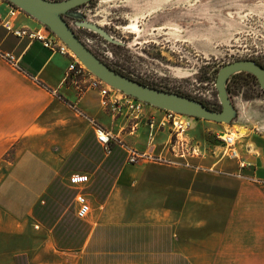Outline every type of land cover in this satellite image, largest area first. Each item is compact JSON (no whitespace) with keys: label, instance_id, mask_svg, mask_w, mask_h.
<instances>
[{"label":"crops","instance_id":"crops-1","mask_svg":"<svg viewBox=\"0 0 264 264\" xmlns=\"http://www.w3.org/2000/svg\"><path fill=\"white\" fill-rule=\"evenodd\" d=\"M11 23L43 26L23 11ZM0 50L18 62L0 59V264H264V137L238 138L253 164L245 178L211 155L208 172L196 158L189 166L153 161L173 159L164 110L144 104L139 119L114 111L92 74L68 78V56L1 25ZM188 119V150H210L226 132ZM96 125L112 134L108 151ZM124 145L145 157L130 164ZM73 173L89 176L85 220L75 213Z\"/></svg>","mask_w":264,"mask_h":264},{"label":"rangeland","instance_id":"rangeland-1","mask_svg":"<svg viewBox=\"0 0 264 264\" xmlns=\"http://www.w3.org/2000/svg\"><path fill=\"white\" fill-rule=\"evenodd\" d=\"M77 12L126 43L109 45L67 18L103 62L134 67L127 74L131 78L198 99L215 111L221 110L215 81L222 66L241 59L264 64V0H93ZM231 89L237 117L223 125L226 132L264 137V94L258 82L235 77ZM211 142L219 150L216 138ZM197 161L204 168L199 170L208 172L211 161ZM228 162L234 161L223 159L219 165Z\"/></svg>","mask_w":264,"mask_h":264},{"label":"water","instance_id":"water-1","mask_svg":"<svg viewBox=\"0 0 264 264\" xmlns=\"http://www.w3.org/2000/svg\"><path fill=\"white\" fill-rule=\"evenodd\" d=\"M45 26L64 43L80 63L97 79L138 101L155 108L171 111L189 118L202 119L230 125L237 117V110L228 94V79L237 73L254 76L264 93V68L251 59H241L222 66L216 77L215 88L221 106L220 111L208 109L190 97L159 90L137 82L110 68L99 59L76 35L67 18L73 19L79 28L88 29L104 40L120 44L100 26L88 21L77 9L92 0H6Z\"/></svg>","mask_w":264,"mask_h":264},{"label":"built area","instance_id":"built-area-1","mask_svg":"<svg viewBox=\"0 0 264 264\" xmlns=\"http://www.w3.org/2000/svg\"><path fill=\"white\" fill-rule=\"evenodd\" d=\"M21 12L20 9L11 5L9 3V14L7 18H2L0 15V25L10 34L19 38L27 39L29 41H37L42 44L43 47L50 50L52 53H60L66 55L70 58L71 63L67 70V76L69 77H86V75H91V73L80 63V61L75 57V55L68 49V47L60 41L51 31H49L45 26H42L39 30H30L27 28H14L11 23V19L16 17L17 14ZM0 59L5 60L10 65L17 67V59L7 52H2L0 50ZM93 76V75H91ZM92 86L97 88L100 94L107 98L108 102L112 104L114 111H121L122 108L125 109L126 116L132 119H139L142 117L143 106L145 103L138 101L130 96L123 94L120 91H117L110 86L106 85L99 79L93 76ZM165 119L170 121L173 136V143L170 148V152L173 155V159L166 158H152L157 162H161L167 165H178L179 159H183L184 163L189 166V163L186 161L187 158H196V159H205L206 154L209 153L211 157L216 158L217 161H222L223 159L232 160L236 163L237 172L234 174L238 178H245L243 172L245 171H254L252 161L246 158H243L240 150L238 149V138L235 133L225 132L222 135H216L215 138L219 143V150L216 149H205L202 150L199 146L192 147L190 150L187 149L185 133L189 129V117L171 112L164 111ZM150 131H153L154 122L149 124ZM94 132L96 134L97 140L102 145L106 151L109 150V143L111 141L112 134L102 127L96 125L94 127ZM152 137V134H151ZM127 151L128 162L130 164H136L141 161L145 155L138 154L125 145L123 146ZM213 170V168H209ZM250 180H253L250 177ZM68 183L71 187L78 190L74 205L75 213L77 218L85 220L90 214L91 207L88 198L81 191L88 183L89 176L86 173H73L68 178ZM264 184V182H263Z\"/></svg>","mask_w":264,"mask_h":264},{"label":"trees","instance_id":"trees-1","mask_svg":"<svg viewBox=\"0 0 264 264\" xmlns=\"http://www.w3.org/2000/svg\"><path fill=\"white\" fill-rule=\"evenodd\" d=\"M254 61H255L256 63H258L259 65H261V66L264 68V64H263V63H261L260 61H257V60H254ZM123 75H124V76H127V77H129V78H131V77L128 76V75H125V74H123ZM240 76H248V77H251L255 82H257V80H256V78H255L254 76H252V75H250V74H248V73H244V72L237 73V74L231 76V77L228 79V82H227V85H226V88H227V91H228V94H229L230 98H231V94H232V93H231V92H232L231 84H232V82H233V79H234L235 77H240ZM131 79H133V78H131ZM133 80H135V79H133ZM136 81H137V80H136ZM137 82H139V83H141V84H144V85H146V86L152 87V88H156V89L162 90L161 88H158V87H156V86H154V85L145 84V83H143V82H141V81H137ZM258 85H259V84H258ZM166 91H168V90H166ZM171 92H172V91H171ZM173 93H176V94H180V95H183V96L189 97V96L184 95V94L179 93V92H174V91H173ZM263 94H264V93H263ZM190 98H192V97H190ZM192 99L201 102V103L204 104L208 109L215 111L214 109H212L210 106H208V105L205 104L204 102H202V101H200V100H198V99H195V98H192Z\"/></svg>","mask_w":264,"mask_h":264},{"label":"flooded vegetation","instance_id":"flooded-vegetation-1","mask_svg":"<svg viewBox=\"0 0 264 264\" xmlns=\"http://www.w3.org/2000/svg\"><path fill=\"white\" fill-rule=\"evenodd\" d=\"M93 1V0H92ZM91 1V2H92ZM90 3V2H89ZM86 5H88V3L87 4H85V5H83V6H86ZM82 7V6H81ZM80 14H82V16H84V14L82 13V12H79ZM86 30H88V29H86ZM88 31H90V30H88ZM92 32V31H91ZM107 32V31H106ZM94 33V32H93ZM108 33V32H107ZM96 34V33H95ZM77 35V34H76ZM98 35V34H97ZM98 37H101L100 35H98ZM112 37V36H111ZM102 38V37H101ZM114 40H116L117 42H119L120 44H114V43H111V42H108V41H106L105 40V42H107L109 45H113V46H117V47H120V46H126V43H123L122 41H120V40H117V39H115L114 37H112ZM103 39V38H102ZM104 40V39H103ZM98 57V56H97ZM104 63H106L110 68H112L113 70H115L116 72H118V73H120V74H125V75H127V74H130V73H132V72H134L135 71V68L134 67H130V68H125L124 66H113V65H111V64H109V62H105L104 61Z\"/></svg>","mask_w":264,"mask_h":264},{"label":"bare ground","instance_id":"bare-ground-1","mask_svg":"<svg viewBox=\"0 0 264 264\" xmlns=\"http://www.w3.org/2000/svg\"><path fill=\"white\" fill-rule=\"evenodd\" d=\"M133 29H136L137 30V27L136 26H134V28Z\"/></svg>","mask_w":264,"mask_h":264}]
</instances>
